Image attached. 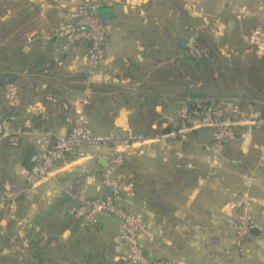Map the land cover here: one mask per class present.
I'll return each mask as SVG.
<instances>
[{
  "label": "crops",
  "instance_id": "obj_1",
  "mask_svg": "<svg viewBox=\"0 0 264 264\" xmlns=\"http://www.w3.org/2000/svg\"><path fill=\"white\" fill-rule=\"evenodd\" d=\"M89 1L109 29L107 56L86 107L94 134H140V123L154 129L159 124L173 127L188 91L214 102L235 99L224 92L202 93L201 74L185 66L191 61L185 52L193 37L226 40L232 35L254 44L257 54L264 53V0H236L227 6L224 0ZM73 3L0 0V40H23L21 60L0 63V109H13L18 131L0 144V192L24 184L21 170L30 167L39 151V137L67 134L74 108L85 94L86 47L62 49ZM204 16L212 19L211 24L196 32L194 26ZM35 46L48 52L29 53ZM220 50L231 59L235 49ZM167 60L175 62L169 69ZM218 75H212L217 88L226 84ZM153 108L156 115L148 113ZM239 131L226 148L222 168L208 162L206 146L213 132L207 129L195 131L187 142L175 140L169 148L155 144L129 157L122 174L128 190L121 204L150 227V236L141 239L146 256L176 264H264V122ZM90 151L89 158L61 164L38 181L29 196L4 206L0 259L13 257L16 264H81L75 255L87 253L88 246L80 239L90 235L104 245L106 262H123L126 249L116 218L103 215L95 227L85 229L66 212L71 186L87 198L106 194L101 174L111 149ZM246 191L260 233H250L240 248L237 215Z\"/></svg>",
  "mask_w": 264,
  "mask_h": 264
},
{
  "label": "built area",
  "instance_id": "obj_2",
  "mask_svg": "<svg viewBox=\"0 0 264 264\" xmlns=\"http://www.w3.org/2000/svg\"><path fill=\"white\" fill-rule=\"evenodd\" d=\"M236 0H224L223 6L234 4ZM72 23L68 25L63 50L74 45L87 47L88 71L84 96L74 108V116L67 134L54 139L50 134H42L38 139L39 151L31 158V165L23 168L24 184L18 189L7 187L0 193V206L12 203L19 197L30 194L38 181L48 176L61 164H69L87 159L92 149L107 146L111 149L108 166L101 174V183L106 190L102 198L84 197L76 186H71L66 193L69 198L67 213L85 225H95L101 216L109 215L121 224V241L126 252L123 261L126 264H176L175 260L151 259L145 255L141 238L150 236L151 230L145 219L127 211L121 204V198L128 187L123 182L122 167L129 157L143 154L155 144L169 148L171 142H187L189 136L198 130H212V141L206 146L208 162L212 168H222L226 162L225 151L228 144L238 137L243 126L257 125L264 122V115L257 110H243L233 99L214 102L211 98H201L190 94L184 95L177 109V123L169 132L145 135L118 132L98 135L88 128L86 107L90 103L93 85L104 63L107 52L106 43L109 29L100 17L96 6L89 0H74ZM209 24L212 19L206 18ZM202 28V27H201ZM199 27L196 28L198 32ZM185 56L196 61L211 59L210 48L197 37L187 44ZM18 133L10 118L0 112V143ZM254 226L251 197L244 192L239 206L236 226V243L242 248L250 229Z\"/></svg>",
  "mask_w": 264,
  "mask_h": 264
},
{
  "label": "trees",
  "instance_id": "obj_3",
  "mask_svg": "<svg viewBox=\"0 0 264 264\" xmlns=\"http://www.w3.org/2000/svg\"><path fill=\"white\" fill-rule=\"evenodd\" d=\"M200 41L207 45L210 50H211V58L213 59V50L211 43H209L207 40L200 39ZM79 44L74 45L69 48H75L78 47ZM81 46V45H80ZM85 48L86 46L83 45ZM251 46H249L247 49L244 50V55H249L250 58L249 60H243L239 56L240 54H237V51L234 50L232 54V58L235 57L233 65L232 66H227L224 71L220 72V76L223 77V81L228 85L231 86L237 82V84H240L243 93H239L240 91L238 90V93L240 94V97L245 103H242L238 100L233 99L238 105L240 106L241 109L243 110H257L260 111L264 115V53L262 55L257 54L256 50H251ZM255 49V48H254ZM72 50V49H71ZM87 50V47H86ZM67 51V50H66ZM191 60V59H190ZM211 60V59H210ZM210 60H204V61H196V62H210ZM195 61V60H192ZM199 64V63H197ZM211 68L209 70L211 71ZM222 70V68H218ZM203 80V79H202ZM238 80V81H237ZM222 82V80H221ZM231 82V83H230ZM234 86V85H233ZM235 87V86H234ZM190 94L194 97L197 96L196 93L193 91H188L184 95ZM200 97V96H199ZM253 100H256L254 103ZM263 105L262 108L259 110L257 107V104ZM1 104V101H0ZM0 112L5 116L11 119L12 123L14 126H17L15 123V120L12 118L14 111L13 109L7 110L4 108L0 109ZM149 114L156 115L155 109H149L148 110ZM141 129V133L145 135H156V134H162L169 132L173 129V127L168 126V127H163L162 124H159L157 128H152L151 126L145 124V123H140L139 125ZM240 134V131L238 132V135ZM6 139H4L1 143L5 142ZM9 140V139H8ZM0 143V144H1ZM229 146V144H228ZM227 146V147H228ZM128 162V161H127ZM126 162V164H127ZM126 164L122 167V174H123V169L125 168ZM124 182V181H123ZM125 183V182H124ZM27 196H21L17 199L21 200L26 198ZM11 203H7L4 206H7ZM4 206H0V213L4 209ZM6 208V207H5ZM67 212V210H66ZM68 215V213H67ZM68 217L75 223H78L79 225L81 224L82 226L85 227V229H89L91 227H95V225H85L83 224L82 221L75 219L71 216L68 215ZM77 241V240H76ZM81 245H87L88 246V251L86 254H81L75 255L77 257H80L81 259V264H109V262L105 261V251L104 250V245L101 244V242L97 241L96 238L90 235H85L84 238L81 237L80 239ZM97 249L100 252L95 253V252H89V249ZM119 264H126L124 261L120 262Z\"/></svg>",
  "mask_w": 264,
  "mask_h": 264
},
{
  "label": "rangeland",
  "instance_id": "obj_4",
  "mask_svg": "<svg viewBox=\"0 0 264 264\" xmlns=\"http://www.w3.org/2000/svg\"><path fill=\"white\" fill-rule=\"evenodd\" d=\"M74 3L72 5V10H71V18H73V10H74ZM207 17H203L202 21L199 23V25H197L196 27L194 26V29L196 31V28L199 27L201 29V27H206L208 25ZM211 24V23H209ZM197 32V31H196ZM200 33V32H199ZM246 34H250L249 32H246ZM237 38H234L232 35L231 37H227L226 40H207L209 43H211L212 46V50H213V60L210 62H196L192 61L193 59H191V61L186 62L185 66L188 69L193 70V72H195L196 75L201 74L203 79V83H202V93L203 92H209V93H214L217 94L218 92H224L223 94L228 95V96H232L234 97L236 100L245 103L242 98L240 97V92L238 93V90H242L240 84L234 83L232 87L228 86L226 84H222L220 83L218 88L214 86L213 84V76L216 72L219 74L220 72L224 71V69L227 66H232L235 57L231 58V59H226L225 55L223 54V52L220 49L224 50V53H231L230 50L235 49V51H237V54H240V58L243 60H249L250 56L249 55H244V50L247 49L249 46L251 50H256V46L254 44H247V42L242 41V40H236ZM23 40H0V63L1 64H7L10 62V64L12 63H17L18 61L21 60L22 58V48H23ZM227 46L228 47V52H227ZM255 48V49H254ZM29 53L32 54H44L48 52V49H42L39 46H35V47H31V50L28 51ZM190 60V59H189ZM165 65L166 68L169 69L171 66H173V64L175 62H172L171 60H167L165 61ZM199 63V64H197ZM211 68V71L209 70V68ZM222 68V70L218 69V68ZM220 77V80L223 81V77L220 76V74L218 75V78ZM238 81V80H237ZM231 83V82H230ZM205 87V88H204ZM207 90V91H206ZM214 90V91H212ZM198 94V92L196 93ZM200 95V94H199ZM201 96V95H200ZM253 102L255 103L256 100H253ZM257 103V102H256ZM263 105L261 104H257L258 109L260 110L262 108ZM87 114V112H86ZM153 118V117H150ZM89 128V127H88ZM58 138V137H57ZM13 190L14 189H18L19 186L17 187H12ZM1 193V192H0ZM31 194V193H30ZM30 194L24 195V196H29ZM16 200H14L15 203ZM13 203V202H12ZM5 208V207H3ZM6 210V209H5ZM142 239V238H141ZM15 249V248H14ZM13 252H17V250H14ZM18 252H21L20 249ZM15 254L12 253L11 256ZM10 258V259H9ZM5 260L0 259V264H16V261L13 257H9Z\"/></svg>",
  "mask_w": 264,
  "mask_h": 264
},
{
  "label": "water",
  "instance_id": "obj_5",
  "mask_svg": "<svg viewBox=\"0 0 264 264\" xmlns=\"http://www.w3.org/2000/svg\"><path fill=\"white\" fill-rule=\"evenodd\" d=\"M234 24H235V22H234V21H231V22H230V28H233ZM185 42H186V40H185ZM16 115H18V113H17ZM125 194H126V193H124V195H125ZM250 233L256 235V234H259V233H260V230H259L258 227L253 226V227L250 229Z\"/></svg>",
  "mask_w": 264,
  "mask_h": 264
}]
</instances>
